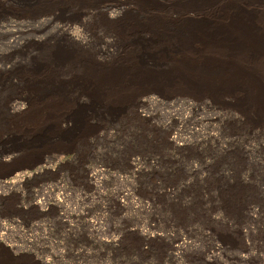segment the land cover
Instances as JSON below:
<instances>
[{
	"label": "rangeland",
	"instance_id": "obj_1",
	"mask_svg": "<svg viewBox=\"0 0 264 264\" xmlns=\"http://www.w3.org/2000/svg\"><path fill=\"white\" fill-rule=\"evenodd\" d=\"M237 6L264 25V0H86L48 11L81 29L86 52L99 59L118 48L131 61L142 51L150 64L185 71L222 55L223 44L210 34L178 38L163 23L225 26ZM119 13L145 26L120 33L106 21ZM48 72L56 71L41 67L36 76ZM26 85L0 72V177L14 173L0 180V264H264V136L242 131V144L231 146L205 126L210 116L232 126L225 114L240 111L237 91L129 83L96 104L76 87L64 99ZM252 147L259 176L222 171L226 156L243 162Z\"/></svg>",
	"mask_w": 264,
	"mask_h": 264
},
{
	"label": "bare ground",
	"instance_id": "obj_2",
	"mask_svg": "<svg viewBox=\"0 0 264 264\" xmlns=\"http://www.w3.org/2000/svg\"><path fill=\"white\" fill-rule=\"evenodd\" d=\"M85 1L0 0V35L3 36L0 40L2 58L0 72L3 71L11 79L16 77L20 84H27L26 89L32 90L33 94L50 91L64 99L75 98L79 91L72 93V89L76 87L82 89L83 94L96 104H101L113 89L122 91L129 83L153 82L162 86L181 83L189 89L202 91L211 96L237 91L240 96V100L238 99L241 105L240 111L231 110L225 114L232 120V126L220 125L223 119L215 118L216 116L206 118L205 126L213 127L217 131L214 137L216 140H223L231 146L242 144L238 135L242 131L244 134L247 133V138L256 137L257 134L264 136V70L261 68L264 63V25L254 23L252 12L239 6L235 7L225 26L223 24L215 26L206 18H199L195 24L191 21H187L186 24L172 20L165 21L163 23L165 30L174 32L173 34L178 35V38L210 34L213 39L223 44L222 55L200 57L198 62L186 66L184 71L155 63L150 64L145 60L147 56L142 51L133 52L134 57L131 61L122 58L118 48L114 53L109 54L108 59L103 56L99 59L91 52H86L85 46L88 42L83 36L85 33L82 34L78 27L59 21L56 15L48 11L55 8L80 7ZM210 1L212 0H198V5ZM123 16L119 13L116 17H106V21L115 25L120 33L133 22L145 26V22H140L141 19L131 22ZM63 38L66 42H63ZM158 50L167 52L164 47L155 51ZM41 67L52 68L56 72H48V76L41 79L36 76ZM28 69H32L31 73L35 79L28 78L27 75L26 78L19 77ZM20 72L23 73L19 75ZM61 76L63 78L59 79ZM66 77H71L72 80ZM147 100L153 102L158 99L157 96L152 95ZM211 104L208 107L212 108ZM14 110L20 111V107H15ZM249 123L250 128L247 127ZM242 126L245 128L241 129ZM221 135L227 137L223 138L224 136ZM171 142L174 146H180L176 139ZM259 145V148L264 150V138ZM219 147L218 150L223 155L227 154L229 148L226 149L224 145ZM259 148L255 150L252 147L251 152L246 149L242 155L245 162H241L239 156L229 154L226 156L227 160L222 163V171L227 176H231L233 171L239 173L241 179L246 176L245 180L248 179L252 171L254 172L252 167L259 165L258 160L255 159V152ZM256 175L259 176L258 173Z\"/></svg>",
	"mask_w": 264,
	"mask_h": 264
},
{
	"label": "water",
	"instance_id": "obj_3",
	"mask_svg": "<svg viewBox=\"0 0 264 264\" xmlns=\"http://www.w3.org/2000/svg\"><path fill=\"white\" fill-rule=\"evenodd\" d=\"M13 175H14V173H8V174L5 175L4 177H0V180L9 179V178L12 177Z\"/></svg>",
	"mask_w": 264,
	"mask_h": 264
}]
</instances>
